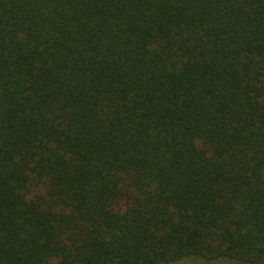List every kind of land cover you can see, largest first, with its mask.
Wrapping results in <instances>:
<instances>
[{"label": "trees", "instance_id": "obj_1", "mask_svg": "<svg viewBox=\"0 0 264 264\" xmlns=\"http://www.w3.org/2000/svg\"><path fill=\"white\" fill-rule=\"evenodd\" d=\"M264 264V0H0V264Z\"/></svg>", "mask_w": 264, "mask_h": 264}, {"label": "rangeland", "instance_id": "obj_2", "mask_svg": "<svg viewBox=\"0 0 264 264\" xmlns=\"http://www.w3.org/2000/svg\"><path fill=\"white\" fill-rule=\"evenodd\" d=\"M175 264H234V262L220 260V261H205L203 259H185Z\"/></svg>", "mask_w": 264, "mask_h": 264}]
</instances>
